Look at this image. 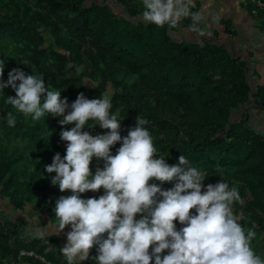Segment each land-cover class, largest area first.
I'll list each match as a JSON object with an SVG mask.
<instances>
[{
	"label": "trees",
	"instance_id": "16d2710c",
	"mask_svg": "<svg viewBox=\"0 0 264 264\" xmlns=\"http://www.w3.org/2000/svg\"><path fill=\"white\" fill-rule=\"evenodd\" d=\"M100 1L0 0L4 82L14 68L29 75L42 74L46 86L60 91L69 104L80 93L99 99L101 93L113 92L111 112L120 120L122 137L135 126L139 115L149 122L145 127L153 137L157 158L163 156L174 165L183 155L205 173V187L222 180L238 190L241 201L232 205L233 213L245 229L255 224L251 246L264 258V135L249 126L251 116L246 108L253 99L264 109V87L254 91L247 63L226 47L208 39L202 44L175 41L171 32L176 28L138 20L142 0ZM257 1L246 0V6L264 33V11L254 14ZM115 5L125 14L116 12ZM198 8L197 3L192 10ZM184 24L190 27L191 20L185 19ZM224 25L225 33L234 36L231 23L225 21ZM217 74L221 79L214 80ZM3 95L0 198L7 199L15 211H25L29 204L45 203L46 186L51 190L52 184L47 183L41 166L50 165L56 153L64 157L66 142L60 133L73 125L62 128L61 117L47 114L33 122L5 103V96H15L11 88L4 89ZM9 111L16 116L15 127L7 124ZM237 111L242 112L234 119ZM92 125L109 131L90 121ZM90 129L83 131L91 134ZM37 158H44L43 164ZM100 165L102 161L93 158L92 173ZM171 187L166 183L167 189ZM59 194L48 203L50 210ZM101 195V191L86 192L81 198ZM176 226L178 230L182 227L178 221ZM22 250L34 251L52 264H67L52 242L34 238L3 215L0 264H14ZM93 250L90 264H95L92 258L97 255L95 247ZM27 260L46 264L40 259Z\"/></svg>",
	"mask_w": 264,
	"mask_h": 264
},
{
	"label": "clouds",
	"instance_id": "9594fccd",
	"mask_svg": "<svg viewBox=\"0 0 264 264\" xmlns=\"http://www.w3.org/2000/svg\"><path fill=\"white\" fill-rule=\"evenodd\" d=\"M142 6L146 23L176 28L190 19V30L205 35L200 24L206 9L193 11L194 0H142ZM4 70L5 61L0 59V95L6 88L15 92L5 96L7 105L33 122L47 114L62 117V128L74 125L60 133L66 142L64 157L56 153L45 166L47 173H55L51 184L62 193H72L59 197L54 207L57 231L63 233L71 226L67 243L60 248L67 264L89 260L94 247L95 264H152L153 260L154 264H264L251 246L255 224L245 229L233 213L232 205L241 201L238 190L222 180L205 187V173L183 155L174 165L163 156L157 158L146 119L138 115L135 126L122 137L107 93L99 99L80 93L69 104L60 91L46 86L42 74L14 68L4 82ZM213 79L221 77L217 74ZM6 121L15 127L13 112H7ZM90 121L109 131L96 136L83 131L95 127L89 126ZM118 143L121 146L113 155L111 149ZM93 158L104 162L95 174ZM165 183L173 187L164 190L160 185ZM101 189L104 194L99 198H81ZM177 221L182 225L179 230Z\"/></svg>",
	"mask_w": 264,
	"mask_h": 264
},
{
	"label": "crops",
	"instance_id": "0c3cea01",
	"mask_svg": "<svg viewBox=\"0 0 264 264\" xmlns=\"http://www.w3.org/2000/svg\"><path fill=\"white\" fill-rule=\"evenodd\" d=\"M196 1L199 6L198 10L206 9L201 21V29L204 31L205 35L201 36L198 33L192 32L190 27L186 26L183 21L171 32L172 38L179 42L185 41L198 44H202L204 39H208L219 46L226 47L233 55L240 57L247 63L249 67L248 79L254 91H256L259 86L264 87V33L259 23L247 9L246 0ZM138 20L144 21L142 15L138 17ZM225 21L231 23L233 32L235 33L234 36L225 33ZM246 108L249 109L251 116L249 126L264 135V109L259 108L253 99L246 105ZM70 110L71 109L68 111ZM120 146L119 144L111 149L113 155L116 154ZM103 163L102 161L101 167H97L95 171L99 168L102 169ZM100 191L103 195L104 190L101 189ZM48 192L53 195V197H56L57 193H60L59 195L61 196H67V194L71 195L70 191L60 192L58 186H52L51 190ZM88 193L91 195L95 192ZM42 195L43 194H41V197ZM1 205L8 209H5V216L10 217L12 221L20 225L22 229L28 234H31L34 238H41L48 242H52V247L54 246L59 250L67 243L66 233L71 230V226H68L63 233H59L57 231L55 212L54 210H50L49 207H47L48 213L44 214L45 211H40V203L27 205L25 211H15L8 201L5 203L0 201V210H4ZM137 219H140L139 215H137ZM39 231H43L44 235H38L37 233ZM93 252L94 250L92 249L90 258ZM164 254L166 255L167 252ZM90 258L82 262V264H90Z\"/></svg>",
	"mask_w": 264,
	"mask_h": 264
},
{
	"label": "rangeland",
	"instance_id": "374dc122",
	"mask_svg": "<svg viewBox=\"0 0 264 264\" xmlns=\"http://www.w3.org/2000/svg\"><path fill=\"white\" fill-rule=\"evenodd\" d=\"M100 1V0H99ZM101 2V1H100ZM116 7H115V9H116V12H118V13H120V14H125L124 13V10H123V8L122 7H120V6H117V5H115ZM87 81V83L89 84V85H92V86H94L95 84L94 83H92V82H90L89 80H86ZM109 97H110V99L112 98V96H113V92H109ZM239 113H240V111L239 112H236L235 114H234V116H233V118L234 119H237L238 117H239ZM66 127H70L69 125H67ZM58 130V127L57 128H55L54 129V131L56 132ZM21 145H23L22 143H21ZM37 160H38V163H39V165L40 164H43V161H44V158H37ZM43 169H44V172H45V167H43V166H41ZM45 176H46V178H48V182L47 183H49V184H51V179H52V177L53 176H55V173H52V174H49V173H47V172H45V174H44ZM41 182V183H40ZM36 184V183H35ZM37 184H40L42 187H45L46 185H45V183L43 182V181H37ZM36 186V185H35ZM53 186V185H52ZM46 190H47V192L49 191V189L47 188V186H46ZM40 192H38L37 191V195L39 194ZM40 196V195H39ZM54 197H53V195H51L49 192H48V194L47 195H45V197L43 198L44 200H45V203L43 204V205H41L40 206V211L41 212H43V211H45L44 212V214H47L48 212H47V210H48V203L53 199ZM0 201L2 202V203H5L6 201H8L7 199H1L0 198ZM3 205H5V204H3ZM3 205H1V207L4 209V210H0V217H2L3 215H5L6 214V210H8V209H6V208H4L3 207ZM27 208V207H26ZM6 209V210H5ZM13 215V214H12Z\"/></svg>",
	"mask_w": 264,
	"mask_h": 264
},
{
	"label": "built area",
	"instance_id": "2783aa9c",
	"mask_svg": "<svg viewBox=\"0 0 264 264\" xmlns=\"http://www.w3.org/2000/svg\"><path fill=\"white\" fill-rule=\"evenodd\" d=\"M194 3H195V7L194 8H197V1L194 0ZM257 7L258 8L256 10H254V14H257L259 10H263L264 11V1L258 0L257 1ZM90 132H91V135L96 136V135L105 134L107 131H100V130H97L96 128H91ZM160 186L164 190H167L166 183L163 184V185H160ZM55 203H56V200L53 203V210H54V207H55ZM27 258L40 259L43 262H45L46 264H52L51 262L46 261V259L44 257L36 254L34 251H29V250H22L20 252V254H19L18 260L14 264H32L30 261L27 260Z\"/></svg>",
	"mask_w": 264,
	"mask_h": 264
},
{
	"label": "water",
	"instance_id": "95a60500",
	"mask_svg": "<svg viewBox=\"0 0 264 264\" xmlns=\"http://www.w3.org/2000/svg\"><path fill=\"white\" fill-rule=\"evenodd\" d=\"M99 169H101V168H99Z\"/></svg>",
	"mask_w": 264,
	"mask_h": 264
}]
</instances>
